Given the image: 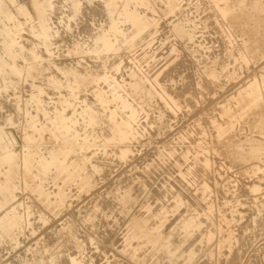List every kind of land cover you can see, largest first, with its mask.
<instances>
[{
  "label": "rangeland",
  "instance_id": "1",
  "mask_svg": "<svg viewBox=\"0 0 264 264\" xmlns=\"http://www.w3.org/2000/svg\"><path fill=\"white\" fill-rule=\"evenodd\" d=\"M2 1H5V0H2ZM7 1H5V3H7ZM23 1L26 3V5H27V3H30V1H28V0L27 1L23 0ZM23 1L22 0H18V1L16 0V2L19 3L18 5H25ZM52 1H54V0H52ZM188 1L189 2H187L184 5L188 6V4H191L188 7L190 10V12H189L190 14L185 13L182 17H180V14H179V16L177 18L176 17L178 15L177 14L174 16L173 15L168 16V18L162 19V21H161V19L156 14L153 13L154 14L153 15L150 12V15H151L150 17L156 16L154 18H157L156 19L157 24H155V26L152 29V31H153L152 36L153 37L149 39L152 41H148L147 43L144 41V42H142V43L140 42L139 44H136V45L133 44L131 47L129 46L130 47V48L128 47L129 51L130 52L133 51V52H131L130 56L132 57L135 54L132 57L133 60L127 59L125 61L123 60V61H120L118 63L117 67L121 66V70L119 73H117V75H115L116 77L111 78L112 80H110L111 82L109 83L110 85L112 84L111 86L108 83H103V82H102L103 85L106 87H103L102 84L99 85V89L102 90V92H105L104 94H105L108 102L111 100V98H110L111 92L113 90L118 89V91H120V94H123V95L126 93V90H127V92H129V94L131 93V95H130L131 98L129 96L130 102L132 100L131 103L134 102L133 103L134 106L138 105L137 108L139 109V111H140L139 114L141 116H137V118H136L137 121H135L134 122L135 124H133V129H132L133 131L132 130L128 131V133H131L130 136L133 135L132 137H130L131 138L130 140H132V145H131L132 147L130 146L131 148L130 147L128 148L127 156L125 158H121L119 147H113V148L108 147L106 150L107 153L104 152V149L102 146H103V144L106 143L107 136L111 135L112 132L110 131V129H108L110 126H108V124L106 123L107 120L105 119V117L107 115V111L106 110L103 111L104 109L102 108V106L100 107V105L95 102V100L93 99L94 98L93 94L90 93V91H88L89 88H91L93 86L92 85V86H88L89 88L86 87L85 88L86 90L84 89L85 92L83 91V92L78 93L75 101H74V98L72 96H70L71 94L63 95L65 99L62 97L60 100L62 102H63L62 99L65 100L64 102L72 101L78 105L77 106L78 110L76 109L74 112H72L73 109L70 108V111H69V109H67L65 114H67L68 116L69 115L73 116V117L75 116V118L77 117L76 119H77V121L78 120L79 121L77 122L78 124L74 126L75 127L74 129H76L78 131L81 128L80 131L82 133L80 131H78L80 134L77 133L75 135V134H73V129H72L71 130L72 132L70 131L71 133L69 132L68 133L69 135H67L66 137L69 136L68 137L69 139L72 138V139H70V141L72 143H74L73 140L76 142V140H78L81 137V135L83 136L84 134H86L88 132L87 134L92 135V136H90V139H91L90 141L92 143H94L95 147H97V148L93 147L90 150H87V152H89V154H91L92 156L91 155L88 156L89 154L86 151L82 152L83 155H79V154H81V152L80 151L77 152V150L74 151L77 153H74V152L68 153L67 158H66L67 162H65V163L68 164V162H69L68 165H70V163L75 162V165L77 164L76 167L72 168L71 172L70 171L68 172V174L62 172L61 169L59 168V166L53 168L52 169L53 171L51 170L49 177L52 174H54V175H52L53 177H51V178L48 177L49 179L43 183L44 189L47 192L51 193L52 197H54L53 195L58 193V190L63 189L62 191H64L63 192L64 193V198H63L64 201L61 200V202L58 203L59 205L57 204L54 207L53 212L50 211L43 203L38 201L36 196L33 193L27 192V190L24 191L25 189H24V187H22V185H20L21 188H18L19 185H17V187L15 186V188H14V186L10 187V184L8 185L6 183V180H5L6 179L5 174L7 173V166L0 165V172H1L0 173V182L5 181L2 183L3 184L5 183L4 185L9 186L11 189V196L10 195L5 196L6 199L4 198V196L0 195V198H1L0 200H2L1 201L2 203L0 206V208H1L0 209V215H1V213L3 214L5 212L10 211L11 209H17L18 215L19 216L21 215V217H23V218H21L22 221L20 220V221H18L17 224H14L12 226L13 227L12 231L16 234V235H14L15 237H13V242H11V244L9 242L8 243L6 242L7 245H6V243L4 244V243L0 242V264H21V263H29V264L31 263L32 264V262L34 264H36L37 261H38V264H44V263L45 264H71L69 259H70V257H74V256L77 257L82 262V264H84V263L85 264H143V263L144 264H151V263L152 264H166V263L172 264L173 262L169 263V261H168L169 259L166 258L167 256L158 250V246L155 247V245H149L144 240L140 241V245H139L138 249H134L132 246H127V244H125V241L127 240V238L130 237L133 233H135L134 224H133L134 221H136L137 223H140L141 225H144V227L146 229H150V230H152L158 226L159 231H157L156 236H154V237H156V239L163 240L165 238L171 237L172 242L175 241L174 245L182 244V248H183L182 250L187 254L189 251L194 249V251L196 252V257H195L194 261L191 262L190 264H228V263L229 264H231V263L232 264H264V116H263L264 115V109L262 110V108H261V110H262L261 111L258 108L254 107V109L251 108V110H249L244 105L245 104L244 101L240 102L239 106L236 105V102H237L236 100L240 99L241 95L243 96L244 92L247 91L249 86L252 83H254L255 80L261 81L262 78L264 80V58H261L264 55L262 54L258 58L252 57L250 60V62L252 61V63L249 62L247 64L249 66H247L246 64H243V62L240 60L238 61L239 62V64H238L237 60H234V58L236 59L239 55V52H241L242 49H243L242 51H244V49H245V48H243L244 45L240 41L241 38L235 37L234 39H232L230 44L224 46V48L227 46L226 49L221 47V45L219 43L214 44L215 43L214 39L216 38V35H213V34L208 35L206 33V31L204 32V30H202L203 27L201 28V25L198 22L199 21L198 18H200V17H198V15L195 14L194 10L193 11L191 10V9H195V5H196V8L199 7L200 3H201L200 7L204 8L206 6L205 9L208 8V5L205 3L206 1L205 0H202V1L201 0L200 1L199 0H197V1L196 0H194V1L188 0ZM203 1H205V2H203ZM196 2H198L199 5H197L198 3H196ZM192 3H193V5L194 4L195 5L193 6ZM203 3H205L206 5ZM154 5H155L154 7L156 8L157 5L156 4H154ZM56 6L57 7H55V8H58V5H56ZM191 6H193L194 8L192 7L190 9ZM12 7L13 6H11L10 8L12 10V13L15 15L14 17L18 18V19H15V21L17 20L16 22L14 21L16 23V25H18V23L20 22L19 20L23 19L20 22V23L23 22L22 23L23 26L19 28V34L17 35V37L18 36H20V37L18 38V40H20L19 42L24 41L23 43L26 42L25 45L27 44L29 46L32 44V42H34L33 41L34 38L30 34V31H29L30 29L28 30L30 22L24 23L26 21L25 20L26 18L20 16L21 14H19L17 12V10L14 7L13 8ZM201 9L199 8V11L202 12L203 14H205V12L210 11V10L207 11V9L206 10L202 9L203 10L202 11ZM99 10L100 9L96 10L94 12L95 15L93 13L92 16L90 17L91 21H94L96 23V25H95L94 22L91 23L89 21V23H88L89 30H87V31H88V34L90 33V35L87 34L86 30L84 31L85 28H83V27L86 25H82V24L77 25V26L75 25L76 28H74V27L72 28V29H74L73 31L75 32V35H74L73 31H71L72 29L70 30L71 33H70V31L65 32L66 35L65 36L63 35L64 38L62 37V39H58V41L60 40L59 42L56 41L57 45L62 43V46L60 45V47L59 46L57 47V45L54 44L55 49H54V47H50L51 51H53V49H54V51L51 54L53 57H50V59H49V55H47L48 58L45 57L44 60L45 61H48V60L52 61L55 59V56H56V60H54V61L55 62L58 61L57 62L58 65L60 64L61 69H63L64 67H66L68 64L71 63L70 62L71 60L69 57L70 54L68 53L69 49H68V46L66 47V45H69V44L71 45L75 41H76L75 43L80 45L81 48L84 47V48L90 49V50H92V49L94 50V48H96L94 50V52H97V50H98L97 53H94L93 51H91V52H93L92 53L93 56H94V54H100V56H102L101 54H103V53L100 52V51H102L99 49L100 46L98 45L99 46L98 47L97 45L93 44L94 41H92V39H93L92 37L94 35L98 34L99 32H101L100 30L105 29V27L107 28L109 18L106 16V14L102 15L103 8H102V12H97ZM66 12H68V10L63 9V13H66ZM246 12H248V10ZM98 13H100V15H98ZM186 14H188V16H185ZM93 16L94 17L96 16L95 20H94ZM100 16L102 19L100 18ZM194 16H195V18H193ZM196 16H197V18H196ZM202 16H204V15H202ZM1 17H0V19H3V17L2 18ZM105 17H107V18H105ZM189 17H190V19H189ZM182 18H185V19H182ZM186 18H188L189 20ZM196 19H198V20H196ZM54 20H53V22H55L56 25L55 24H53V25H54V27L57 28L58 20H56V18ZM102 20L103 21L105 20L107 22L106 25L104 24L105 22H103ZM167 20H168L169 24L165 23V22H167ZM184 20H186V21L188 20L187 23ZM163 21H165V22H163ZM14 22H13V25H14ZM101 22H103V24L105 25L104 27H103V24ZM172 22H174V23H172ZM28 23H29V25H28ZM176 23H180L182 25H185L187 27V29H189V30L193 29V32L194 33L196 32V35H195L193 42L186 41V37H182V38L174 37V35L170 32L169 28L173 24H176ZM195 23L199 24L200 26L197 24L194 25ZM9 25H11V28L14 27L12 25V23H9ZM94 25H95V27H93ZM78 26L79 27L82 26V30L85 32V33H83L84 35L81 34V28H79ZM190 26H192V27L189 28ZM194 26H196V27L194 28ZM98 27L99 28L102 27V28L100 30H97ZM156 27H158V28H156ZM93 28H94V30H93ZM78 29H80V30H78ZM166 29H169V30H166ZM95 30H97L98 33ZM154 31H155V33H154ZM68 32H69V34H68ZM76 32L78 33L77 35H76ZM92 32L95 34H93ZM128 32H129L128 35H130L132 31L131 32L128 31ZM23 33H24V35H23ZM91 34L93 35L92 37H91ZM21 35H23V36H21ZM87 36L89 37L90 40L88 39ZM31 37H32V40L30 41ZM65 37H68V38H65ZM83 37H87L86 40H85V38L83 39ZM170 37H172V38H170ZM206 37H207V39H205ZM0 38H1V36H0ZM25 38H27V39H25ZM28 38H30V39H28ZM73 38H74V41H72ZM208 38L211 40L209 41ZM70 39H71V42H69ZM2 40L3 39H0V48H1ZM83 40L85 43L83 42ZM64 41H65V43H64ZM67 42L69 44H67ZM176 42H181V43H179L180 46L178 44H176ZM86 43L88 46L86 45ZM173 43L176 44L177 46H175ZM183 43H184V45H183ZM235 43L237 44L236 46L234 45ZM81 44H82V46H81ZM92 44H93V46L89 47V45H92ZM185 44H186V46H185ZM187 44L190 47L187 46ZM83 45H85V46H83ZM181 45H183V46H181ZM135 46H137V47L135 48ZM178 46L180 48L182 47L181 51H180V48ZM233 46H235V47H233ZM241 46H242V48H241ZM61 47H63L62 50H61ZM64 47H65V49H64ZM133 47L135 49H132ZM175 47H176V49H175ZM238 47H240V48H238ZM40 48L41 49L39 51L42 50V47H40ZM58 48H59V50H58ZM177 49H178V51H177ZM183 49H184V51H182ZM57 50H58V52H57ZM226 50H228L227 54H226ZM65 51L67 53H64ZM167 51H168V53H166ZM173 51H175V52H173ZM197 51H198V53H197ZM220 51H222V52L220 53ZM59 52L61 54H59ZM184 52L187 53L186 54L187 56L184 55L185 54ZM218 52L224 56H219ZM2 53H1V49H0V57L1 58L4 57L3 59H5L6 58L5 55H3ZM54 53H56V54H54ZM57 53H58V55H57ZM178 54L180 56H178ZM216 54H217V57H216ZM59 55H60V58H58ZM64 55L66 56V58L61 59L64 57ZM225 55H227L226 58H225ZM229 55H231L230 58H229ZM45 56H46V54H45ZM97 56H99V55H97ZM152 56H154V57H152ZM218 56H219V58L222 57V58H220V60L223 62H221L218 59ZM232 57H234V58H232ZM211 58H212V60H214V62L216 60H219L222 63V66L225 68V71H224V68L221 71V66H220V69L218 70V72L220 74L218 73L217 77H215V78L210 77L211 78L210 79L209 76H206V70H208V67H207L208 65L207 66H204V65L209 64L210 63L209 61L211 60ZM66 59H69V62ZM183 59L185 62L186 61H188V62L183 64L184 63V61L182 63ZM5 60H7V58ZM229 60H231V61H229ZM61 61H62V63H61ZM178 61L179 62L181 61L182 65ZM64 62H66L67 65ZM176 62H177V64H176ZM234 62H236L237 64ZM8 63L11 64V62H9V61H8ZM178 63H179V67H182L183 65H186L188 63L187 64L188 67L186 65L185 67L183 66L182 68H184V69H182V68H179L177 66L178 69H176V65H178ZM18 64L20 66L22 65V67H24V68L30 66L29 63L22 64V63H20V61H18ZM124 65L127 67H130L132 65L130 68H128L129 70L131 69V71H129L127 69V67H125V68H123V73L121 74L122 66H124ZM190 65H192V67L193 66L194 67L192 68ZM189 66L191 67L192 70H190ZM230 66H232V67H230ZM244 66H245V68H243ZM132 67H134L133 68L134 71H133ZM235 67L237 70H235ZM171 68H172V70H171ZM173 68H175L174 71H173ZM188 68H189V71L187 70ZM194 68H195V70H194ZM230 68L232 69L231 71H230ZM124 69L128 70L129 74H131L132 71H133L132 73L135 72V74H136V75L134 74L135 78L138 80H136L134 78H132V79L129 78L130 75ZM180 69H182L184 72H182V70H180ZM113 70H111L110 72H112ZM170 70L172 71L173 76L170 74L171 72L169 73ZM178 70H180L181 72H179V73H182V74H179L177 72ZM226 70H228V71H226ZM1 71L5 72L6 70L1 69ZM1 71H0V74H1L0 77L2 79L0 78V82H1L0 83V91H2V93L0 92V94H1L0 98H2V99H0V101H1L0 106L3 104L5 106V109H4V106L2 105L3 108L2 107L1 108L4 109V111L1 110V112H0V121H1L0 122V132L2 131L3 133H6L7 135L12 136L15 140H17L16 141V143L18 144V145L16 144L17 152L22 151V149L24 147V143H25L24 138H23L24 136H26V135L31 136L34 133L35 136H33L34 134L32 136L36 137L35 140L36 141L41 140L39 138V136L37 137L36 132H34L35 129H33V126H36V125L39 126V127L36 126L37 128H40V127H43V125L46 127V126H48V124L51 123L49 125V129L54 134H56V132H59L58 133L59 135L58 134H56V135L58 136L59 140H61L60 134L62 133L63 130L58 131L59 129H56L57 127L55 126V124L52 123L53 119H51L52 116H50V115H52L53 112L52 113L49 112L47 114V116L41 115L40 118L38 117L39 119L37 117H36L37 119H34L35 117L30 116L28 114L27 110L25 109V107H23L24 106L23 105L24 100H22L23 97L26 96V94L24 93L26 91V87L25 86H24L25 88L19 87V85L22 86V84L19 83V85H18L17 80L11 81L10 79H13V78L8 75V71L5 72V74L7 73L6 75H8L7 78H6V76H2L5 74H3V72H1ZM202 72H204V73L202 74ZM124 73L126 75H124ZM161 73H162V75L163 74L164 75L161 76ZM175 73L180 75V77L178 75L175 76L176 75ZM183 73H186V74H183ZM119 74H120V76L118 77ZM224 74H226V75H224ZM121 75H123V77ZM144 75L146 76L145 78L147 80L143 79ZM151 75H152V77H151ZM156 75H159L158 80L161 79L160 83L162 82V80L164 81L165 84L162 82L161 85L163 86V84H164L165 88L162 86L161 87L160 86L159 87L154 86L152 84V82H150V80L153 81V79L156 77ZM182 75L184 76V79L181 80V78H183V77H181ZM191 75H192V77L193 76L194 77L192 78ZM222 75H224V76L222 77ZM124 76H126V77H124ZM160 76L162 78L165 76V78L162 79ZM225 76H227V77H225ZM3 77H5V78H3ZM138 77H141L142 80H140L141 78L139 79ZM148 77L150 80L148 79ZM168 77H170V78H168ZM175 77H177V79ZM186 77H188L187 78L188 81H186L187 80ZM116 78H119L120 80H118ZM124 78H129V79H131V81L134 82V80H135L137 83H139L140 87L136 91V94H135V92H133L129 89L130 87H128L130 84L129 83L130 80H129V82L127 81V79H125V81H124ZM173 78L175 79L176 82L173 80ZM169 79H170V81H169ZM5 80H7V81L5 82ZM117 80L121 81V83L117 82L118 84L116 86V83H113V82H116ZM139 80H140V82H139ZM177 80H179V81H177ZM122 81H123V83H122ZM144 81L145 82L147 81L148 84L146 85V83ZM172 81H174V82L171 83ZM191 81H192V83H190ZM211 81H213V82H211ZM12 82H14V83H12ZM16 82H17V84H15ZM141 82L142 83L144 82V83L142 84ZM11 83L13 85H11ZM124 84H126V85H124ZM189 84H190L191 88H189L190 87ZM213 84H215V85H213ZM107 85H109V87ZM118 85H120V87H122L121 88L122 90L120 88H118L119 87ZM121 85H124V86H121ZM181 85L184 87H182ZM7 86H9V87L7 88ZM14 86H15V89H14ZM168 86H170V87L168 88ZM173 86H175V87L173 88ZM112 87H115L117 89L112 88ZM143 87H148V88L150 87V88L146 89ZM185 87L187 89L189 88L188 89L189 91L187 89H185ZM87 88H88V90H87ZM103 88L106 91H104ZM163 88L168 89V90L172 89L173 90V91L171 90L172 93L174 91H179L178 89H181V90L184 89V92L187 90L186 94H184L185 98L184 99L182 98L181 101L180 100L178 101L179 102L178 105L181 106L180 108H178V109L174 108L171 105H169L168 103H166L167 100L164 101V99H166V98L164 96L165 92H164ZM8 89L10 92L7 91ZM22 89H24V90H22ZM123 89H126V90H123ZM174 89H176V90H174ZM158 90L161 92L159 93ZM137 92H139V93H137ZM143 92H144V95H142ZM148 92L151 94L148 95ZM145 93H147V95ZM153 93H155V95ZM3 94H5V95H3ZM139 95L140 96L141 95L147 96V97L151 96V97L149 99V98L141 96L142 97L141 98V97H138ZM152 95H153V98H155L153 100H152ZM175 95H177L176 92H175ZM195 95H196V98H195ZM236 95H237V97H235ZM7 96H8V98H7ZM87 96H89V97H87ZM162 96H164L163 99H162ZM187 96H188V98H190L189 100H191V101L188 100ZM90 97L92 99L89 100ZM159 97H161V99ZM238 97H240V98H238ZM18 98H19L20 102H19ZM133 98L138 99L139 102L135 101L136 99H133ZM186 98H187V100H185ZM141 99L143 100L142 102H140ZM144 99H146V100H144ZM78 100H79V102H78ZM84 101H86V104L88 102L89 103L88 106H90L92 109L94 108L93 110L96 109L95 111L100 116L101 123L99 126H96L97 128L95 127L93 129V132L97 136L102 135L103 137L102 136L96 137V135L92 134L93 132H92V129H90L88 127L87 119L84 116H82V117L77 116L78 114L81 113V108H82L81 104L83 103L82 105L83 106L85 105ZM18 102L20 104H18ZM94 102H95V104H94ZM163 102H165V103H163ZM228 102L230 103V105ZM135 103H138V104H135ZM148 103H150V104H148ZM233 103H235V104H233ZM57 104H58L57 106H59V107L56 106V109L60 108L58 110H62L61 107L64 103L63 104L61 103V105H60V103H57ZM227 104H228V106H227ZM14 105H16V106H14ZM147 105H150V106H147ZM160 105H162V106H160ZM167 105H169L172 108H170L169 106L167 107ZM232 105L234 106V108ZM79 106H81V107H79ZM118 106H119V108H118ZM144 106H146V107H144ZM106 107H109V108H111V110L113 109L114 112L118 113L117 117H119L118 118L119 120L122 119L124 121H128V117H127L128 114H125V113H127V111L122 109L123 113L121 112L122 105L120 103L110 101V103L106 104ZM222 107L223 108L227 107L229 109L231 108L230 111L234 115H239V114L242 115V117H241L242 121H240L241 120L240 119L237 123H235L233 130L228 131V133L224 132V133L219 134L220 130L224 129L226 126L225 121L221 118V112L220 111L222 110ZM18 108H19V110H22V109L26 110L24 112H23V110L21 111L22 115H24L23 116L24 118H22V115H20L21 113L18 110ZM140 108L142 110L144 109V111L142 112ZM263 108H264V105H263ZM117 109L118 110L120 109V110L118 111ZM145 109H146V111H145ZM97 110H99V112H102V113H99ZM165 110H167L168 112L170 111L169 114L171 116H169V114H167L168 116L166 114L164 116ZM243 110H245V111H243ZM167 111H165V112H167ZM173 111H175V112H173ZM176 111H178V112H176ZM259 111H261V113H262V115H260V113H259V116H261V117H258L257 116L258 114L255 115V113L259 112ZM77 112H79V113H77ZM69 113H71V114H69ZM160 113H161V115H159ZM236 113H238V114H236ZM5 114H7V115H5ZM9 114L11 116L12 115L13 116L10 117ZM18 114L20 115V117L18 116ZM67 115H65V116H67ZM158 115H159V117L161 116V117H164L165 119L160 117V120H159ZM124 116L127 118L124 119ZM8 117H9V120H8ZM30 117H31V119H30ZM139 117H140V119H139ZM41 118H44V119L42 120ZM146 118H147V120H146ZM10 119H12V120H10ZM18 119H19V121H18ZM20 119L22 122L20 121ZM47 119H49L50 123L48 122ZM40 120H42V121H40ZM141 120H142V122H141ZM4 121L8 124H9V122H11V121L12 122H11V124L8 125V124L4 123ZM28 121H29V123H28ZM44 121H46V123H48V124H46V123L44 124ZM102 121H104V123ZM156 121H161V123H163V124L162 125H160L158 123L156 124ZM18 122H19V124H18ZM36 122H37V124H36ZM38 122H39V124H38ZM42 122H43V124H42ZM20 123H21V125H20ZM81 123L83 124V128L81 127L82 125L80 126ZM154 123H155V126H154ZM215 123L219 124L220 126L219 125L216 126ZM22 124H23V127H22ZM28 124H31V125H28ZM51 125H53V126H51ZM106 125H107V128H106ZM136 125H137V127H136ZM50 126L53 129H51ZM213 126H214V128H213ZM215 126H216V128H215ZM76 127H78V128H76ZM135 127H136V129H135ZM138 127H139V129H138ZM1 128H3V129H1ZM103 128H105V130ZM140 130L142 132H140ZM143 130H145V131H143ZM4 131H6V132H4ZM84 131H86V132L84 133ZM187 131L188 132L190 131L191 133L189 132V134H188ZM100 132L105 134V135L101 134ZM193 133H195V134H193ZM222 134H223V136H221ZM138 135L141 136V137H139L140 140L138 138ZM189 135H190V137H189ZM114 136H115V134H113V138L116 137V136L115 137ZM45 137H46V140L48 141V143L52 144V141L51 142L49 141V135H46ZM133 137H134V140H133ZM193 137H194V139H193ZM37 139H39V140H37ZM135 139H137V140H135ZM133 141L134 142L136 141V142L134 143ZM136 145H137V147H136ZM73 147H75V146H73ZM254 148H255V150H253ZM47 150L48 149H46L44 151V157L45 156L47 157L49 154L50 149H49V151H47ZM189 150H190V152H189ZM46 151L48 154L46 153ZM90 151H92V153ZM173 151H174V153L172 154ZM130 152H131V154H130ZM177 152H178V155H177ZM197 152L199 154H197ZM115 153H116V155H115ZM191 153H193V155ZM72 154L73 155L75 154L76 156L75 155L73 156ZM86 154L89 158H87L85 156ZM113 155H115V156H113ZM167 155H169L170 157H168ZM185 155H187L186 159H185ZM196 155H197V157H196ZM69 156H71L72 158ZM190 156L191 157L193 156V157L191 158ZM76 157H78V159ZM81 157L82 158L86 157V158L82 159ZM232 157H235V158H232ZM194 158H195V160H194ZM69 159H72V160H69ZM79 159L84 160L85 162L84 161H81V162L85 163L86 166L84 164H82ZM90 159H91V162H90ZM122 160H124V162ZM188 160L190 161V163L187 162ZM204 160L206 161V163ZM77 161H79L80 163ZM86 162H87V164H86ZM88 162L90 163V165ZM95 163H96V165H95ZM178 164H180V166H178ZM91 165L92 166L93 165L98 166V170L94 171V169L92 168ZM149 165H150V167H149ZM87 166H88V168H87ZM100 167H101V169H100ZM148 167H149V170H147ZM187 168H189V169L191 168L192 170L197 172L196 174L192 175L193 178L192 177L183 178L182 175H179L180 170H184V169L188 170ZM82 169H84V170L82 171ZM88 169L91 171V173ZM99 170H101V171H99ZM75 171L76 172L78 171V174ZM79 172H81L82 174ZM85 173H86V175H85ZM96 173H98V174H96ZM63 174H65V175H63ZM66 174H67V176H66ZM72 174H74V175H72ZM95 174L97 177L95 176ZM87 175H88L89 179L86 178ZM74 176H76V178H77V176H79L80 180H79V177L76 180V178H74ZM91 176H92V179L94 178L93 181L90 178ZM137 176H138V178H137ZM194 176L197 178L194 179ZM72 178H73V180H72ZM81 179L84 182L81 181ZM88 180H89V182H88ZM190 180H192V181H190ZM195 180H196V182H195ZM78 182H80V184H77V186H75L76 183H78ZM81 182H82V184H84L83 186L81 185ZM151 182H153V183H151ZM191 182H192V184H191ZM47 183H48V187L46 186ZM73 183H74V185H73ZM85 183H87V185ZM56 184H57V186H56ZM91 184H95V185H91ZM178 185H180V186H178ZM63 186H65V187H63ZM79 186H82V187L80 188ZM91 186H93V187H91ZM161 186H163V187H161ZM206 186L208 188H206ZM60 187H61V189H60ZM48 188H49V190H48ZM170 188H172L174 192H172V189L170 190ZM17 189L19 191H17ZM127 189H129L130 192H128ZM208 189L210 192L206 191ZM88 190H89V192H87ZM123 191H125V192H123ZM119 192L120 193L123 192V193L120 194ZM170 192H171V194H170ZM15 193H16V195H15ZM68 193H69V196H68ZM168 193H169V195H168ZM127 194H129V196ZM65 195H66V197H69V198H66ZM177 196H180L183 199L184 205L180 206L179 207L180 209L178 208L177 211L176 210L173 211L172 207L175 203V198ZM124 197H126V198H124ZM15 198H17V199H15ZM115 198H116V200H115ZM7 199L11 202H8ZM85 199H87V200H85ZM67 201H69V202H67ZM107 201H108V203H107ZM116 202H118V203H116ZM166 202H167V204H166ZM7 203H8V205H7ZM15 203L17 204V206ZM63 204H64V206H63ZM95 204L97 205V207ZM27 206L30 207V211L28 212L29 213L28 216L25 212V209ZM81 206H82V208H81ZM63 207H65V208H63ZM163 207L167 208L169 213L166 214V217H167L166 221L164 220L162 222V217L160 215L158 217L157 214H159L160 210ZM89 209H91V210H89ZM95 209H97V210H95ZM234 211H236V212H234ZM52 214H54V215H52ZM192 215H199L200 227L190 231V236H188V233H185L181 230L180 224L182 223L183 220L190 218ZM30 220H31V222H30ZM71 222H72V224H71ZM145 223H147V224H145ZM64 226H66V227H64ZM124 228H125V230H124ZM67 229L70 232L75 230V231H73L71 233L69 232V233H70V238L72 239L74 236L76 241L74 239L69 240V237H68L69 233H68ZM76 229H78V230H76ZM63 231H64V233H63ZM65 232L68 235H65ZM228 232L230 234H228ZM208 233H212V239L209 242L205 239V237ZM231 233H232L234 239H233ZM43 235L46 238H44ZM45 235H47V236H45ZM57 238H58V240H57ZM50 239H51V241L52 240L53 241L50 242ZM229 239H230V242H229ZM71 241H73V242L71 243ZM94 242L96 243V245ZM221 242H222V245H221ZM48 243H49V245H48ZM53 243H54V245H53ZM58 243H59V245H58ZM64 243H65V245H64ZM73 243L75 246L73 245ZM78 243H80L81 246H79ZM87 243H88V246H87ZM97 243H98V245H97ZM136 243H137V245L139 244L137 241H135V242H133V245L137 246ZM248 243H249V245H248ZM76 245H77V247H76ZM41 246H42V248H41ZM52 246L55 247L54 250H53ZM66 246H68V248ZM74 247H76L77 249ZM78 247H79V250H78ZM36 248H37V251H36ZM38 248L41 252L38 251ZM49 248H52V249H49ZM60 248H61V250H59ZM236 249H237V251H236ZM51 250H53L52 253L50 252ZM81 250H84V251H81ZM105 250H106V253H105ZM33 251L34 252L36 251L37 254L36 253L35 254L38 255L39 257H37V256L34 257L35 254ZM42 251H43V253H42ZM47 251L51 255H49L47 253ZM143 251H145V252L142 253ZM155 251H157V252H155ZM210 251H212V253ZM240 251H241V253H240ZM32 252H33V254H32ZM234 252H235V254H233ZM58 253H59V255H58ZM225 253H226V255H225ZM54 254H56V255H54ZM187 254H185V256ZM227 254H228V256H227ZM229 254H230V256H229ZM49 256L51 259H47V258H49ZM56 256H58L59 258ZM185 256L181 258L182 260L178 259L174 263L175 264H183L184 263L183 260H185ZM55 257H56V259H55ZM141 257L143 260L141 259ZM237 257H238V259H236ZM112 258L115 260H113ZM30 259H31V261H30ZM61 259H63V260H61ZM234 259H236V260H234ZM41 260H42V262H41ZM43 260H45V261H43ZM109 260H110V262H109ZM52 261L54 263H52ZM117 261H119V262H117ZM148 261H150V262H148Z\"/></svg>",
  "mask_w": 264,
  "mask_h": 264
},
{
  "label": "bare ground",
  "instance_id": "2",
  "mask_svg": "<svg viewBox=\"0 0 264 264\" xmlns=\"http://www.w3.org/2000/svg\"><path fill=\"white\" fill-rule=\"evenodd\" d=\"M5 1H7V0H5ZM5 1H0V15L3 17V19H0V36H1V38L0 39H3L2 40V42H1V53L3 54V55H5V57L7 58V60L9 61V62H11V64L10 63H8V61L7 60H5V59H3V58H1L0 57V71H1V69H3V70H6V71H8V75L10 76V77H12L13 79H10L11 81L13 80H17V82H18V85H19V83H21L22 84V86H20L19 85V87H26V91L24 92L25 94H26V96H24L23 97V99L22 100H24L23 101V107H25V109L27 110V112H28V114L30 115V116H32V117H35L34 119H37L38 117L40 118V116L41 115H46L47 116V114L49 113V112H53V114L52 115H50V116H52V118L51 119H53V121H52V123L53 124H55V126L57 127H55L56 129H59L58 131H61V130H63L62 131V135L60 134V137H61V140H59V138H58V136L56 135V134H58L59 132H56V134H54L50 129H49V125L51 124L50 122H49V119H47L48 120V122L50 123V124H48V123H46V121H44V124L46 123V124H48V126H44L43 125V127H40V128H37V127H39V126H33V129H35L34 130V132H36V134H37V137L39 136V138L41 139L40 141H36L35 140V138L36 137H33V136H35V134L32 136H30V135H26V136H24L23 138H24V141H25V143H24V147H23V149H22V151H20V152H17V150H16V141L17 140H15L12 136H9V135H7L6 133H3L2 131L0 132V165H2V166H7V173L5 174L6 175V183L9 185L10 184V187H13L14 186V188H15V186L17 187V185H19L18 186V188H21L20 187V185H22V187H24V191H26L27 190V192H30V193H33L35 196H36V198H37V200L38 201H40L41 203H43L50 211H54V207L58 204V203H60L61 202V200H63V198H64V191H62V190H58V193H56L55 195H53L54 197H52L51 196V193H49V192H47L45 189H44V186H43V183L44 182H46L49 178H51V177H53L52 175H54V174H52L50 177H49V174H50V172H51V170L53 169V168H55V167H58L59 166V168L61 169V171L62 172H64V173H67L68 174V172L70 171L71 172V170H72V168L73 167H76V165H75V162H72V163H70V165H68L69 164V162H68V164L67 163H65V162H67L66 161V158H67V155H68V153H72V152H74V151H76L77 150V152L78 151H80L81 152V154H79V155H83L82 154V152L84 151H86L87 152V150H90L91 148H93V147H95V145H94V143H92L90 140V136H92V135H90V134H84L83 136L81 135V137L78 139V140H76V142L73 140V142L74 143H72L71 141H70V139H72V138H68V137H66L67 135H69L68 133L73 129V134H77V133H79L78 131H80L81 130V128H80V130H76V129H74L75 127V125H77L78 123V121H77V117L75 118V116L73 117V116H68L67 114H65V112H66V110L67 109H69V111H70V108H72L73 109V111L72 112H74L76 109H77V104L75 103V102H72V101H67V102H64L65 100V98H64V96L63 95H65V94H71L70 96H72L73 98H74V101H75V99H76V96H77V94L78 93H80V92H83L84 91V89L86 88V87H88V86H92L91 88H89V90H88V88H87V90L88 91H90V93H92L93 94V96H94V100H95V102L97 103V104H99L100 105V107L102 106V108L104 109L103 111H107V115H106V117H105V119L107 120V124H108V126H110L108 129H110V131L113 133V134H115V138H113V134L111 133V135H109V136H107V141H106V143L105 144H103V149H104V152H106V150H107V148L108 147H119V149H120V156H121V158H125L126 156H127V150H128V148L132 145V140H130L131 138L130 137H132V136H130L131 135V133H128V131L129 130H132L133 129V124H135L134 122L135 121H137L136 120V118H137V116H141L140 114H139V109L137 108V106H134L133 105V103H131L132 102V100H131V102H130V99H129V96L131 95V93L129 94V92H127V88L128 87H130L129 89L131 90V91H133V92H135V94H136V91L139 89V87H140V85H139V83H137L134 79H136L135 78V72L134 73H132L133 71H134V67H132V69H133V71L131 72V74H129V72H128V68H130V67H127V66H122V72H121V74L123 73V68H125V67H127V69L128 70H126V69H124V70H126L127 72H128V74L130 75V77L129 78H134L133 80H134V82L133 81H131V79H129V78H124V81H125V79H127V81L129 82V80H130V84H129V86L126 88V89H123V90H126V93L123 95V94H120V91H118V89L117 88H115V87H112V88H115V89H117V90H113L112 92H111V96H110V98H111V100L110 101H113V102H117V103H120L121 105H122V108H121V112H122V109H124V110H126L127 111V113H125V114H128V121H124V120H119L118 118L119 117H117V114L118 113H116V112H114L113 111V109L111 110V108H109V107H106V104L107 103H110V101L108 102L107 101V99H106V96H105V92H102V90H100L99 89V85L100 84H102L103 85V83H110L111 81L110 80H112L111 78L112 77H116L115 75H117V73H119L120 72V70H121V66H118L117 67V65H118V63L120 62V61H125V60H129V59H132V57L135 55H133L132 57L130 56V54H131V52H133V51H129V48L134 44V45H136V44H139L140 42L142 43V42H148V41H152V40H149L150 38H152L153 36H152V34H153V31H152V29H153V27L155 26V24H157L156 23V19L157 18H154V17H156V16H152V17H150L151 15H150V12L153 14H156L160 19H161V21H162V19H165V18H168V16H174V15H177L176 17L178 18V16H179V14H180V17H182L185 13H189L190 12V10H189V5H191V4H188V6H185L184 4H186L187 2H189L188 0L186 1V0H54V1H52V0H28V1H30V3H27V5H26V3L24 2V4L25 5H18L19 3L18 2H16V0H8L7 1V3H5ZM18 1V0H17ZM27 1V0H26ZM192 1V0H191ZM194 1V0H193ZM197 1V0H196ZM200 1V0H199ZM202 1V0H201ZM206 1V2H205ZM205 1H203V2H205L207 5H208V8H206L207 9V11L208 10H210L209 12H205V14H203L202 12H200L199 11V8L201 9L202 7H200V5H201V3H200V5H199V3L198 2H196V3H198L197 5H199V7H197L196 8V5H195V9H191L194 5H193V3H192V5L193 6H191L190 7V9L193 11L194 10V12H195V14H197L198 15V17H200V18H198L199 19V24L201 25V28L203 27V29L202 30H204V32L206 31V33L208 34V35H211V34H213V35H216V38L214 39L215 40V43L214 44H216V43H219L220 45H221V47H223L224 48V46L225 45H228V44H230L231 43V40L232 39H234L235 37L236 38H241L240 39V41L242 42V44L244 45V47L243 48H245L244 49V51H242L241 50V52H239V55H238V57L235 59L234 57H232V58H234V60H237V62L240 60V61H242L243 62V64H248L249 62H250V60H251V58L253 57H260L262 54L264 55V0H205ZM205 3H203V4H205ZM22 4V3H21ZM154 4H156L157 5V7L155 8L154 6ZM205 4V5H206ZM10 5V6H9ZM56 5H58V8H55V7H57ZM204 5V6H205ZM11 6H13L16 10H17V12L19 13V14H21L20 16H22V17H24V18H26L24 21V23H26V22H30V25H29V23H28V25H29V28H28V30L30 31V34L33 36V38H34V42H32V44L31 45H25V43H23V42H19L20 40H18V38L20 37V36H18L17 37V35L19 34V28L20 27H22L23 26V22L22 23H20L22 20H19L20 22V24L18 23V25H16V21H15V19H18L17 17H14L15 15L12 13V10H11ZM12 7V8H13ZM206 7V6H205ZM205 7L204 8H202V9H205ZM102 8H103V13H102V15H105L106 14V16L109 18V22H108V25H107V28L105 27V29H103V30H100L102 27H98V29L97 30H100L101 32H99L98 33V31L97 30H95V31H97V33L98 34H96V35H92L91 34V37L93 38H91L92 39V41H94L93 42V44H95V45H99L100 46V50H102V51H100L101 53H103V54H101L102 56H100V54H94V56H93V52H94V50L96 49V48H94V50L92 49V50H90V49H86V48H81L80 47V45H78V44H76L75 42V44L74 43H72L71 45L67 42V44H69V45H66V47L68 46V53L70 54V64H66V62L68 61L69 62V59H66L67 61L66 62H64L67 66L66 67H64L63 69H61V67H60V64L58 65V61L57 62H55L54 60H56V56H55V59L54 60H52V61H45L44 59H45V57L46 58H48V56L47 55H49V59H50V57H53L51 54H52V52L54 51V49H55V47H54V44H56L57 42H59L58 41V39H62V37H63V35L65 36L66 34H65V32H67V31H70L73 27L74 28H76V26L77 25H80V24H82V25H86V26H84L83 28H85L84 29V31L86 30V32H87V34H88V31L87 30H89V27H88V23H89V21L91 22V23H93L94 21H91V16H92V14L96 11V10H98V9H100L99 11H97V12H102ZM194 8V7H193ZM63 9H67L68 10V12H66V13H63ZM201 9V10H202ZM205 9V10H206ZM248 10V12H246ZM62 11V12H61ZM203 11V10H202ZM16 14V13H15ZM50 14V15H49ZM97 14V13H96ZM153 14V15H154ZM190 14V13H189ZM194 14V15H195ZM94 15H95V13H94ZM98 15H100V13H98ZM202 15H204V16H202ZM0 16V17H1ZM17 16V15H16ZM19 16V17H20ZM97 16V15H96ZM95 16V17H96ZM185 16H188V14H186ZM184 16V17H185ZM202 16V17H201ZM1 17V18H2ZM94 16H93V18H94V20L96 19ZM107 17H105V18H107ZM56 18V20H58V26H57V28L56 27H54V25L53 24H55V22H53V20ZM100 18H101V16H100ZM104 18V19H105ZM158 18V19H159ZM193 18H195V16L193 17ZM196 18H197V16H196ZM21 19V18H20ZM102 19V18H101ZM182 19H185V18H182ZM181 19V20H182ZM186 19H188V18H186ZM189 19H190V17H189ZM188 19V20H189ZM198 19H196V20H198ZM28 20V21H27ZM106 20V19H105ZM103 21V22H105L104 24L106 25V21ZM180 20V19H179ZM187 20V21H188ZM194 20V19H193ZM15 21V22H14ZM55 21V20H54ZM98 21V20H97ZM170 21V20H169ZM177 21V20H176ZM186 23H187V21L186 20H184ZM13 22H14V25H13ZM57 22V21H56ZM100 22V21H99ZM103 22H101L102 24H103ZM159 22V21H158ZM163 22H165V21H163ZM167 22H168V20H167ZM167 22H165L166 24H169V22L167 23ZM183 22V21H182ZM191 22V21H190ZM9 23H12V25L14 26L13 28H11V25H9ZM95 23V22H94ZM172 23H174V22H172ZM192 23V22H191ZM103 24V27L105 26ZM197 23H195L194 25H196ZM199 24H197V25H199ZM26 25V24H25ZM56 25V24H55ZM76 25V26H75ZM91 25V24H90ZM89 25V26H90ZM95 25H96V23H95ZM95 25L93 26V27H95ZM199 25V26H200ZM27 26V25H26ZM163 26V25H162ZM79 27V26H78ZM192 26H190L189 28H191ZM196 26H194V28H195ZM79 28H81V34L82 35H84L83 33H85L83 30H82V26L81 27H79ZM92 28V27H91ZM156 28H158V27H156ZM166 28V27H165ZM170 32L174 35V37H179V38H182V37H186V41H189V42H193L194 41V38H195V35H196V32L194 33L193 32V29L192 30H189V29H187V27L185 26V25H182V24H180V23H176V24H173L170 28ZM169 29H166V30H169ZM74 29H72L71 31H73ZM78 30H80V29H78ZM93 30H94V28H93ZM165 30V31H166ZM71 31H70V33H71ZM92 31V30H91ZM90 31V32H91ZM128 31H132L131 32V34L130 35H128ZM78 32V31H77ZM76 32V35L79 33H77ZM94 32V31H93ZM92 32V33H93ZM152 32V33H151ZM169 32V31H168ZM73 33H74V35H75V32L73 31ZM154 33H155V31H154ZM167 33V32H166ZM170 33V34H171ZM205 33V34H206ZM68 34H69V32H68ZM80 34V35H81ZM93 34H95V33H93ZM164 34V33H163ZM169 34V33H168ZM167 34V35H168ZM23 35H24V33H23ZM23 35H21V36H23ZM88 35H90V33L88 34ZM212 35V36H213ZM28 36V35H27ZM79 36V35H78ZM155 36V35H154ZM172 36V35H171ZM225 36V37H224ZM3 37V38H2ZM26 37V36H25ZM70 37V36H69ZM76 37V36H75ZM88 37V36H87ZM87 37H83V39L85 38V40H86V38ZM173 37V36H172ZM172 37H170V38H172ZM210 37V36H209ZM64 38V37H63ZM65 38H68V37H65ZM78 38V37H77ZM76 38V39H77ZM155 38V37H154ZM153 38V39H154ZM25 39H27V38H25ZM28 39H30V38H28ZM75 39V40H76ZM88 39H89V37H88ZM166 39V38H165ZM174 39V38H173ZM185 39V38H184ZM205 39H207V37L205 38ZM209 39V38H208ZM32 40V37H31V39H30V41ZM78 40V39H77ZM90 40V39H89ZM162 40V39H161ZM176 40V39H175ZM211 39H209V41H210ZM26 41V40H25ZM28 41V40H27ZM57 41V42H56ZM67 41V40H66ZM72 41H74V38L72 39ZM79 41V40H78ZM166 41V40H165ZM173 41V40H172ZM185 41V42H186ZM213 41V40H212ZM235 41V40H234ZM233 41V42H234ZM29 42V41H28ZM62 42V41H61ZM69 42H71V39H70V41ZM81 42V41H80ZM83 42H84V40H83ZM91 42V41H90ZM184 42V43H185ZM214 42V41H213ZM64 43H65V41H64ZM63 43V44H64ZM85 43V42H84ZM83 43V44H84ZM89 43V42H88ZM92 43V42H91ZM179 43H181V42H176V44H178L179 45ZM184 43H183V45H184ZM187 43V42H186ZM238 43V42H237ZM93 44L92 45H89V47L91 46H93ZM144 44V43H143ZM142 44V45H143ZM174 44V43H173ZM176 44H174L175 46H177ZM233 44V43H232ZM231 44V45H232ZM57 45V44H56ZM55 45V46H56ZM60 45L62 46V43L61 44H59V45H57V47L59 46L60 47ZM86 45H87V43H86ZM94 45V46H95ZM183 45H181V46H183ZM235 46L237 45L236 43L234 44ZM239 45V44H238ZM241 45V44H240ZM242 45V46H243ZM64 46V45H63ZM81 46H82V44H81ZM83 46H85V45H83ZM88 46V45H87ZM98 46V47H99ZM130 46V47H129ZM180 46V45H179ZM178 46V47H179ZM185 46H186V44H185ZM187 46H189L188 44H187ZM235 46H233V47H235ZM242 46H241V48H242ZM40 47H42V50L41 51H39L41 48ZM50 47H54V49H53V51H51V48ZM56 47V48H57ZM88 47V48H89ZM129 47V48H128ZM137 46H135V48H136ZM139 47V46H138ZM146 47V46H145ZM190 47V46H189ZM188 47V48H189ZM206 47V46H205ZM229 47V46H228ZM62 48L63 47H61V50H62ZM134 47L132 48V49H135ZM180 48V47H179ZM187 48V47H186ZM212 48V47H211ZM214 48V47H213ZM227 48V46L224 48V49H226ZM238 48H240V47H238ZM64 49H65V47H64ZM98 49V48H97ZM175 49H176V47H175ZM181 49H182V47L180 48V51H181ZM190 49V48H189ZM233 49V48H232ZM58 50H59V48H58ZM58 50H57V52H58ZM152 50V49H151ZM167 50V49H166ZM187 50V49H186ZM237 50V49H236ZM240 50V49H239ZM246 50V51H245ZM91 51H93V52H91ZM177 51H178V49H177ZM176 51V52H177ZM182 51H184V49L182 50ZM192 51V50H191ZM196 51V50H195ZM219 51V50H218ZM227 51L228 50H226V54H227ZM231 51V50H230ZM238 51V50H237ZM61 52V51H60ZM59 52V54H61ZM97 52H98V50H97ZM97 52H94V53H97ZM135 52V51H134ZM151 52V51H150ZM173 52H175V51H173ZM216 52V51H215ZM214 52V53H215ZM222 51H220V53H221ZM233 52V51H232ZM236 52V51H235ZM234 52V53H235ZM63 53V52H62ZM64 53H67L66 51L64 52ZM63 53V54H64ZM166 53H168V51L166 52ZM185 53V52H184ZM183 53V54H184ZM197 53H198V51H197ZM217 53V52H216ZM219 53V52H218ZM219 53V56H224V55H221ZM237 53V52H236ZM45 54H46V56H45ZM54 54H56V53H54ZM62 54V55H63ZM92 54V55H91ZM155 54V53H154ZM187 53H185L184 55L185 56H187L186 55ZM2 55V56H3ZM57 55H58V53H57ZM96 55V56H95ZM97 55H99V56H97ZM139 56V55H138ZM159 56V55H158ZM178 56H180L179 54H178ZM190 56V55H189ZM208 56V55H207ZM219 56H218V59L220 60V58H222V57H220L219 58ZM234 56V55H233ZM237 56V55H236ZM63 57V56H62ZM68 57V56H67ZM152 57H154V56H152ZM216 57H217V54H216ZM227 57V55H225V58ZM231 57V55H229V58ZM58 58H60V55H59V57ZM64 58H66V56L64 55V57L63 58H61V59H64ZM138 58V57H137ZM146 58V57H145ZM187 58V57H186ZM224 58V59H225ZM261 58H264V56L263 57H261ZM60 59V60H61ZM189 59V58H188ZM216 59V58H215ZM58 60V59H57ZM59 60V61H60ZM133 60V59H132ZM140 60V59H139ZM186 60V59H185ZM219 60H216L215 62H214V60H212V58H211V60L209 61L210 63L209 64H206V65H204V66H207L208 67V70H206V76H209V78L210 77H212V78H215V77H217L218 76V70L220 69V66H221V71L223 70V66H222V63L221 62H223V61H219ZM223 60V59H222ZM226 60V59H225ZM224 60V61H225ZM18 61H20V63H22V64H26V63H29V65L30 66H28V67H22V65L20 66L19 64H18ZM63 61V60H62ZM62 61H61V63H62ZM65 61V60H64ZM142 61V60H141ZM170 61V60H169ZM183 61H184V59L182 60V63H183ZM228 61V60H227ZM229 61H231V60H229ZM134 62V61H133ZM179 62V61H178ZM186 62H188V61H186ZM185 61H184V63L183 64H185L186 63ZM139 63V62H138ZM181 65H182V63H181V61L179 62ZM179 63H178V65H176V69H178V67H179ZM234 63H236V62H234ZM250 63H252V61L250 62ZM123 64V63H122ZM128 64V63H127ZM137 64V63H136ZM151 64V63H150ZM176 64H177V62H176ZM188 64V63H187ZM186 64V65H187ZM203 64V63H202ZM233 64V63H232ZM237 64V63H236ZM238 64H239V62H238ZM64 65V64H63ZM135 65V64H134ZM138 65V64H137ZM180 65V66H181ZM186 65H183L184 67L186 66ZM230 65V64H229ZM228 65V66H229ZM241 65V64H240ZM24 66V65H23ZM178 66V67H177ZM182 66V67H183ZM191 67H192V65H190ZM189 66V67H190ZM243 66V65H242ZM241 66V67H242ZM247 66H249V65H247ZM60 67V68H59ZM141 67V66H140ZM182 67H179V68H182ZM187 67H188V65H187ZM191 67H190V70H192L191 69ZM194 67V66H193ZM192 67V68H193ZM197 67V66H196ZM230 67H232V66H230ZM240 67V66H239ZM8 68V69H7ZM243 68H245V66L243 67ZM251 68V67H250ZM114 69V70H113ZM150 69V68H149ZM174 69L175 68H173V71H174ZM182 69H184V68H182ZM182 69H180V70H182ZM186 69V68H185ZM111 70H113L112 72H110ZM140 70V69H139ZM171 70H172V68H171ZM169 71V73L173 76V73H172V71ZM180 70H178L177 72L179 73V72H181ZM188 71H189V68L187 69ZM194 70H195V68H194ZM202 70V69H201ZM232 69L230 68V71H231ZM235 70H237L236 69V67H235ZM5 71V72H6ZM129 71H131V69L129 70ZM136 71V70H135ZM142 71V70H141ZM140 71V72H141ZM151 71V70H150ZM186 71V70H185ZM208 71V72H207ZM224 71H225V68H224ZM226 71H228V70H226ZM262 71V70H261ZM1 72H3V71H1ZM5 72H3V74H5ZM126 72V73H127ZM159 72V71H158ZM165 72V71H164ZM163 72V73H164ZM182 72H184L183 70H182ZM201 72V71H200ZM139 73V72H138ZM137 73V74H138ZM155 73V72H154ZM166 73V72H165ZM164 73V74H165ZM196 73V72H195ZM204 72H202V74H203ZM225 73V72H224ZM7 74V73H6ZM2 75V76H6V78H7V76L8 75ZM127 74V75H128ZM135 74V75H134ZM141 74V73H140ZM144 74V73H143ZM163 74V75H164ZM176 74V73H175ZM174 74V75H175ZM179 74H182V73H179ZM183 74H186V73H183ZM220 74V73H219ZM222 74V73H221ZM258 74V73H257ZM1 75V74H0ZM124 75H126L125 73H124ZM162 75V73H161V76H163ZM170 75V76H171ZM178 74H176L175 76H177ZM190 75V74H189ZM224 75H226V74H224ZM224 75H222V77L224 76ZM120 76V74L118 75V77ZM122 77H123V75H121ZM149 76V75H148ZM155 76V75H154ZM159 75H156V77L153 79V81L152 80H150L149 79V77H148V79L150 80V82H152V84L154 85V86H162L161 85V83L163 82L164 83V81L162 80V82L160 83V80H158V77ZM160 76V77H161ZM169 76V75H168ZM171 76V77H172ZM179 77H180V75H178ZM124 77H126V76H124ZM142 77V76H141ZM141 77H138L139 79L141 78ZM146 76L144 75V78L143 79H145V80H147L146 78H145ZM151 77H152V75H151ZM181 77H183V78H181V80L182 79H184V76L182 75ZM191 77H192V75H191ZM194 77V76H193ZM192 77V78H193ZM225 77H227V76H225ZM1 78V77H0ZM3 78H5V77H3ZM142 78L140 79V80H142ZM162 78V77H161ZM163 78H165V76L163 77ZM162 78V79H163ZM168 78H170V77H168ZM176 79H177V77H175ZM188 77H186V79H187ZM220 78V77H219ZM218 78V79H219ZM2 79V78H1ZM116 79H118V80H120L119 78H116ZM123 79V78H122ZM191 79V78H190ZM211 79V78H210ZM4 80V79H3ZM116 81V82H113V83H116V86H117V82H119V83H121V81ZM136 80H138V79H136ZM140 80H139V82H140ZM168 80V79H167ZM173 80L175 81V79L173 78ZM221 80V79H220ZM7 80H5V82H6ZM9 81V80H8ZM169 81H170V79H169ZM174 81H172L171 83H173ZM177 81H179V80H177ZM186 81H188V79L186 80ZM209 81V80H208ZM214 81V80H213ZM213 81H211V82H213ZM217 81V80H216ZM215 81V82H216ZM259 81V80H258ZM254 81V83H252L250 86H249V88L247 89V91H245L244 92V94H243V96L241 95V98L240 97H238V98H240V99H237L236 101V105H238L239 106V104H240V102H245V106L249 109V110H251V108H253L254 109V107L255 108H258L259 110H261V108H262V110L264 109L263 108V105H264V80H263V78L261 79V81ZM10 82V81H9ZM17 82L15 83V84H17ZM103 82V83H102ZM145 82V81H144ZM143 82V83H144ZM166 82V81H165ZM176 82V81H175ZM218 82V81H217ZM222 82V81H221ZM253 82V81H252ZM1 83V82H0ZM4 83V82H3ZM12 83H14V82H12ZM11 83V85H13ZM122 83H123V81H122ZM125 83V82H124ZM142 83V82H141ZM142 83V84H143ZM146 83V85L148 84L147 83V81L145 82ZM170 83V82H169ZM186 83V82H185ZM190 83H192V81L190 82ZM194 83V82H193ZM198 83V82H197ZM14 84V85H15ZM127 84V83H126ZM126 84H124V85H126ZM165 84V83H164ZM164 84H163V86L162 87H164ZM168 84V83H167ZM166 84V85H167ZM184 84V83H183ZM188 84V83H187ZM211 84V83H210ZM209 84V85H210ZM217 84V83H216ZM110 85V84H109ZM109 85H107L108 87H109ZM112 85V84H111ZM110 85V86H111ZM124 85H121V86H124ZM152 85V86H153ZM176 85V84H175ZM180 85V84H179ZM194 85V84H193ZM213 85H215V84H213ZM119 87L118 88H122V87H120V85H118ZM143 86V85H142ZM141 86V87H142ZM182 86V85H181ZM186 86V85H185ZM188 86V85H187ZM189 86H190V84H189ZM211 86V85H210ZM5 87V86H4ZM9 86H7V88H8ZM11 87V86H10ZM24 87V88H25ZM103 87H106V86H104L103 85ZM126 87V86H125ZM170 86H168V88H169ZM175 86H173V88H174ZM182 87H184V86H182ZM6 88V89H7ZM18 88V87H17ZM16 88V89H17ZM124 88V87H123ZM143 88H146V89H149L148 87H143ZM154 88V87H153ZM157 88V87H156ZM165 88V87H164ZM163 88V89H164ZM167 88V87H166ZM189 88H191V86L189 87ZM188 88V89H189ZM194 88V87H193ZM213 88V87H212ZM10 89V88H9ZM9 89L7 90V91H9ZM14 89H15V86H14ZM20 89V88H19ZM141 89V88H140ZM162 89V88H161ZM160 89V90H161ZM185 89H187L186 87H185ZM187 89V90H188ZM211 89V88H210ZM4 90V89H3ZM22 90H24V89H22ZM86 90V89H85ZM103 90H104V88H103ZM122 90V89H121ZM144 90V89H143ZM172 90V89H171ZM171 90H168V89H164V96H165V98L166 99H164V101H166L167 100V102L166 103H168L169 105H171L172 107H174V108H180L181 106H179L178 104H179V100L181 101L182 100V98L184 99L185 98V96H184V94H186V92H187V90L184 92V89L183 90H181V89H178L179 91H174L173 93L171 92ZM174 90H176V89H174ZM191 90V89H190ZM214 90V89H213ZM218 90V89H217ZM6 91V90H5ZM17 91V90H16ZM15 91V92H16ZM104 91H106V90H104ZM155 91V90H154ZM159 91V90H158ZM173 91V90H172ZM189 91V90H188ZM1 93H2V91H0ZM4 92V91H3ZM10 92V91H9ZM18 92V91H17ZM20 92V91H19ZM85 92V91H84ZM108 92V91H107ZM110 92V91H109ZM125 92V91H124ZM123 92V93H124ZM145 92V91H144ZM144 92H143V94L142 95H144ZM150 92V91H149ZM148 92V95L149 94H151V93H149ZM161 91H159V93H160ZM175 92L177 93V95H175ZM7 93V92H6ZM23 93V94H24ZM88 93V92H87ZM137 93H139V92H137ZM142 93V92H141ZM140 93V94H141ZM17 94V93H16ZM82 94V93H81ZM86 94V93H85ZM107 94V93H106ZM110 94V93H109ZM133 94V93H132ZM134 94V95H135ZM146 95H147V93H145ZM154 95H155V93H153ZM163 94V93H162ZM1 95V94H0ZM3 95H5V94H3ZM141 95V96H142ZM159 95V94H158ZM191 95V94H190ZM193 95V94H192ZM220 95V94H219ZM140 95L138 96V97H141ZM161 96V95H160ZM164 96H162V99H163V97ZM3 97V96H2ZM64 98V99H62L63 100V102L62 101H60L61 100V98ZM85 97V96H84ZM87 97H89V96H87ZM86 97V98H87ZM137 97V96H136ZM142 97H146V98H149L150 99V97L151 96H142ZM141 97V98H142ZM155 97V96H154ZM157 97V96H156ZM190 97V96H189ZM235 97H237V95L235 96ZM7 98H8V96H7ZM79 98V97H78ZM130 98H131V96H130ZM158 98V97H157ZM160 99H161V97H159ZM187 98H188V96H187ZM187 98L185 99V100H187ZM195 98H196V95H195ZM194 98V99H195ZM0 99H2V98H0ZM14 99V98H13ZM90 99H92L91 97L89 98V100ZM133 99H136V98H133ZM153 99H155V98H153V95H152V100ZM159 99V100H160ZM190 98H188V100H189ZM18 100H19V98H18ZM86 100V99H85ZM144 100H146V99H144ZM8 101V100H7ZM88 101V100H87ZM135 101H138L139 102V100L138 99H136ZM143 100L141 99V101L140 102H142ZM150 101V100H149ZM157 101V100H156ZM162 101V100H161ZM189 101H191V100H189ZM231 101V100H230ZM234 101V100H233ZM5 102V101H4ZM17 102V101H16ZM19 102H20V100H19ZM18 102V104H20ZM77 102V101H76ZM78 102H79V100H78ZM95 102H94V104H95ZM151 102V101H150ZM154 102V101H153ZM159 102V101H158ZM197 102V101H196ZM0 103H1V101H0ZM6 103V102H5ZM22 103V102H21ZM57 103H60V105H61V103L63 104L62 105V107H61V109L62 110H58V109H60V108H57L56 109V106L58 105ZM145 103V102H144ZM147 103V102H146ZM161 103V102H160ZM163 103H165V102H163ZM182 103V102H181ZM189 103V102H188ZM187 103V104H188ZM192 103V102H191ZM229 103V102H228ZM15 104V103H14ZM83 104V103H82ZM81 104V106H82V108H81V113L80 114H78L77 116H80V117H82V116H84L86 119H87V124H88V127L90 128V129H92V132H93V129L96 127V126H99L100 125V123H101V120H100V116L97 114V112L95 111V110H93L90 106H88V102H87V104H86V101H84V106ZM113 104V103H112ZM135 104H138V103H135ZM148 104H150V103H148ZM183 104V103H182ZM185 104V103H184ZM193 104V103H192ZM196 104V103H195ZM233 104H235V103H233ZM3 105V104H2ZM2 105L0 106V112H1V110H3L4 111V109H5V106H4V109H2L3 107H2ZM11 105V104H10ZM9 105V106H10ZM98 105V106H99ZM118 105V104H117ZM141 105V104H140ZM144 105V104H143ZM169 105H167V107L169 106ZM225 105V104H224ZM229 105H230V103H229ZM14 106H16V105H14ZM81 106H79V107H81ZM113 106V105H112ZM147 106H150V105H147ZM160 106H162V105H160ZM184 106V105H183ZM182 106V107H183ZM227 106H228V104H227ZM233 106V105H232ZM2 107V108H1ZM19 107V106H18ZM57 107H59V106H57ZM140 107V106H139ZM144 107H146V106H144ZM152 107V106H151ZM170 107V106H169ZM172 107H170V108H172ZM186 107V106H185ZM8 108V107H7ZM17 108V107H16ZM20 108V107H19ZM19 108H18V110H19ZM99 108V107H98ZM118 108H119V106H118ZM158 108V107H157ZM165 108V107H164ZM173 108V109H174ZM233 108H234V106H233ZM25 109H22L23 110V112L24 111H26ZM55 109V110H54ZM116 109V108H115ZM141 109V108H140ZM149 109V108H148ZM152 109V108H151ZM176 109V110H177ZM231 109V108H230ZM230 109L229 108H227V107H222V110L220 111L221 112V118L225 121V123H226V126H225V128L224 129H221L220 130V132H219V134H221V133H224V132H227L228 133V131H231V130H233V127L235 126V123H237L240 119H241V117H242V115H234V114H232L231 113V111H230ZM241 109V108H240ZM13 110V109H12ZM17 110V109H16ZM22 110H19L20 111V113H21V111ZM78 110V109H77ZM118 110V109H117ZM120 110V109H119ZM118 110V111H119ZM168 110V109H167ZM167 110H165V111H167ZM172 110V109H171ZM234 110V109H233ZM237 110V109H236ZM246 110V109H245ZM245 110H243V111H245ZM261 110V111H262ZM14 111V110H13ZM98 112H99V110H97ZM102 111V110H101ZM117 111V112H118ZM141 111L143 112L144 111V109L142 110L141 109ZM145 111H146V109H145ZM163 111V110H162ZM164 111V116H165V114L167 115V114H169V112L167 111V112H165ZM240 111V110H239ZM248 111V110H247ZM261 111H259V112H256L255 113V115L256 114H258L257 116L258 117H261V116H259V113H260V115H262V113H261ZM17 112V111H16ZM120 112V113H121ZM141 112V113H142ZM172 112V111H171ZM173 112H175V111H173ZM176 112H178V111H176ZM234 112V111H233ZM237 112V111H236ZM5 113V112H4ZM76 113V112H75ZM77 113H79V112H77ZM99 113H102V112H99ZM123 113V112H122ZM159 113V112H158ZM247 113V112H246ZM16 114V113H15ZM67 115V116H65V115ZM69 114H71V113H69ZM139 114V115H138ZM236 114H238V113H236ZM5 115H7V114H5ZM10 115V114H9ZM20 115H22V113L20 114ZM20 115L18 114V116L20 117ZM75 115V114H74ZM120 115V114H119ZM118 115V116H119ZM146 115V114H145ZM144 115V116H145ZM159 115H161V113L159 114ZM159 115H158V117H159ZM13 116V115H12ZM11 115H10V117H12ZM24 115H22V118H24L23 117ZM103 116V115H102ZM150 116V115H149ZM152 116V115H151ZM168 116V115H167ZM166 116V117H167ZM169 116H171L170 114H169ZM174 116V115H173ZM244 116V115H243ZM264 116V115H263ZM6 117V116H5ZM4 117V118H5ZM37 117V118H36ZM43 117V116H42ZM127 117H125L124 116V119L125 118H127ZM148 117V116H147ZM157 117V118H158ZM161 117V116H160ZM160 117H159V120H160ZM218 117V116H217ZM18 118V117H17ZM38 118V119H39ZM48 118V117H47ZM102 118V117H101ZM161 118H164V117H161ZM257 118V117H256ZM27 119V118H26ZM30 119H31V117H30ZM42 120L44 119V118H41ZM139 119H140V117H139ZM138 119V120H139ZM165 119V118H164ZM163 119V120H164ZM174 119V118H173ZM7 120V119H6ZM8 120H9V117H8ZM10 120H12V119H10ZM42 120H40V121H42ZM105 120V121H106ZM127 120V119H126ZM146 120H147V118H146ZM18 121H19V119H18ZM20 121H21V119H20ZM31 121V120H30ZM35 121V120H34ZM83 121V120H82ZM86 121V120H85ZM140 121V120H139ZM150 121V120H149ZM154 121V120H153ZM152 121V122H153ZM223 121V122H224ZM240 121H242V119L240 120ZM261 121V120H260ZM1 122V121H0ZM12 122V121H11ZM11 122H9V124H11ZM22 122V121H21ZM32 122V121H31ZM81 122V121H80ZM103 123H104V121H102ZM141 122H142V120H141ZM155 122V121H154ZM163 122V121H162ZM165 122V121H164ZM4 123H6L5 121H4ZM14 123V122H13ZM24 123V122H23ZM28 123H29V121H28ZM41 123V122H40ZM84 123V122H83ZM138 123V122H137ZM136 123V124H137ZM151 123V122H150ZM160 124V125H162L163 123H161V121H156V124ZM167 123V122H166ZM199 123V122H198ZM6 124H8V123H6ZM8 124V125H9ZM15 124V123H14ZM18 124H19V122H18ZM32 124V123H31ZM31 124H28V125H31ZM36 124H37V122H36ZM38 124H39V122H38ZM42 124H43V122H42ZM41 124V125H42ZM140 124V123H139ZM165 124V123H164ZM16 125V124H15ZM20 125H21V123H20ZM27 125V124H26ZM40 125V126H41ZM82 125V126H81ZM147 125V124H146ZM150 125V124H149ZM199 125V124H198ZM215 125L217 126V125H219V124H217V123H215ZM225 125V124H224ZM263 125V124H262ZM2 126V125H1ZM51 126H53V125H51ZM50 126V127H51ZM80 126L83 128V124L81 123L80 124ZM154 126H155V123H154ZM197 126V125H196ZM216 126H215V128H216ZM220 126V125H219ZM218 126V127H219ZM260 126V125H259ZM22 127H23V124H22ZM86 127V126H85ZM136 127H137V125H136ZM136 127H135V129H136ZM217 127V128H218ZM76 128H78V127H76ZM97 128V127H96ZM106 128H107V125H106ZM152 128V127H151ZM197 128V127H196ZM213 128H214V126H213ZM1 129H3V128H1ZM51 129H53L52 127H51ZM55 129V130H56ZM88 129V128H87ZM100 129V128H99ZM102 129V128H101ZM104 130H105V128H103ZM138 129H139V127H138ZM142 129V128H141ZM154 129V128H153ZM54 130V131H55ZM192 130V129H191ZM31 131V130H30ZM100 131V130H99ZM103 131V130H102ZM107 131V130H106ZM133 131V130H132ZM137 131V130H136ZM143 131H145V130H143ZM151 131V130H150ZM155 131V130H154ZM159 131V130H158ZM4 132H6V131H4ZM32 132V131H31ZM72 132V131H71ZM70 132V133H71ZM81 132V131H80ZM86 131H84V133H85ZM98 132V131H97ZM131 132V131H130ZM138 132V131H137ZM140 132H142L141 130H140ZM188 132V131H187ZM190 132V131H189ZM189 132H188V134H189ZM8 133V132H7ZM10 133V132H9ZM82 133V132H81ZM101 133V132H100ZM107 133V132H106ZM133 133V132H132ZM191 133V132H190ZM211 133V132H210ZM80 134V133H79ZM92 134H94V135H96L94 132L92 133ZM101 134H103V133H101ZM140 134V133H139ZM145 134V133H144ZM193 134H195V133H193ZM204 134V133H203ZM46 135H49V141L51 142L52 141V144L50 143H48V141L46 140ZM59 135V134H58ZM103 135H105V134H103ZM142 135V134H141ZM98 136H100V135H98ZM97 135H96V137H98ZM102 136V135H101ZM100 136V137H101ZM136 136V135H135ZM143 136V135H142ZM193 136V135H192ZM197 136V135H196ZM195 136V137H196ZM221 136H223V134L221 135ZM103 137V136H102ZM139 137H141V136H139L138 135V138ZM188 137V136H187ZM189 137H190V135H189ZM92 138V137H91ZM77 139V138H76ZM193 139H194V137H193ZM37 140H39V139H37ZM94 140V139H93ZM92 140V141H93ZM133 140H134V137H133ZM135 140H137V139H135ZM139 140H140V138H139ZM192 140V139H191ZM102 141V140H101ZM96 142V141H95ZM103 142V141H102ZM134 142V141H133ZM136 142V141H135ZM134 142V143H135ZM97 143V142H96ZM101 143V142H100ZM133 143V144H134ZM190 143V142H189ZM194 143V142H193ZM98 144V143H97ZM96 144V145H97ZM252 144V143H251ZM18 145V144H17ZM200 145V144H199ZM73 146H75V147H73ZM99 147V146H98ZM132 147V146H131ZM130 147V148H131ZM136 147H137V145H136ZM95 148H97V147H95ZM139 148V147H138ZM195 148V147H194ZM253 148V147H252ZM257 148V147H256ZM46 149H48L47 151H49V149H50V151H49V154L47 153V151H46V153L48 154V156L46 157H44V151L46 150ZM118 149V148H117ZM115 150V149H114ZM132 150V149H131ZM130 150V151H131ZM196 150V149H195ZM253 150H255V148L253 149ZM257 150V149H256ZM97 151V150H96ZM100 151V150H99ZM109 151V150H108ZM192 151V150H191ZM194 151V150H193ZM198 151V150H197ZM77 152H74V153H77ZM91 153H92V151H90ZM112 152V151H111ZM110 152V153H111ZM118 152V151H117ZM116 152V153H117ZM189 152H190V150H189ZM260 152V151H259ZM258 152V153H259ZM88 154H89V152H87ZM99 153V152H98ZM103 153V152H102ZM107 153V152H106ZM116 153H115V155H116ZM129 153V152H128ZM169 153V152H168ZM174 153V151L172 152V154ZM195 153V152H194ZM100 154V153H99ZM104 154V153H103ZM130 154H131V152H130ZM192 155H193V153H191ZM197 154H199L198 152H197ZM46 155V154H45ZM73 155V154H72ZM75 155V154H74ZM73 155V156H74ZM91 154H89L88 156H90ZM108 155V154H107ZM115 155H113V156H115ZM119 155V154H118ZM170 155V154H169ZM169 155H167L168 157H170ZM177 155H178V152H177ZM76 156V155H75ZM87 158H89L88 156H87V154L85 155ZM92 156V155H91ZM112 156V155H111ZM130 156V155H129ZM136 156V155H135ZM189 156V155H188ZM69 157H71V156H69ZM68 157V158H69ZM86 157H83V158H86ZM119 157V156H118ZM164 157V156H163ZM186 157H187V155H185V159H186ZM191 157V156H190ZM193 157V156H192ZM191 157V158H192ZM196 157H197V155H196ZM200 157V156H199ZM240 157V156H239ZM242 157V156H241ZM72 158V157H71ZM77 159H78V157H76ZM82 158V157H81ZM82 158V159H83ZM101 158V157H100ZM173 158V157H172ZM189 158V157H188ZM232 158H235V157H232ZM93 159V158H92ZM168 159V158H167ZM69 160H72V159H69ZM80 160V162L81 161H84V160H81V159H79ZM111 160V159H110ZM119 160V159H118ZM194 160H195V158H194ZM74 161V160H73ZM89 161V160H88ZM123 162H124V160H122ZM128 161V160H127ZM192 161V160H191ZM205 161V160H204ZM77 162H79V161H77ZM79 162V163H80ZM85 162V161H84ZM90 162H91V159H90ZM110 162V161H109ZM187 162H189L190 163V161L188 160ZM82 163V162H81ZM89 163V162H88ZM93 163V162H92ZM91 163V164H92ZM178 163V162H177ZM188 163V164H189ZM205 163H206V161H205ZM82 164H84L85 165V163H82ZM86 164H87V162H86ZM120 164V163H119ZM187 164V165H188ZM194 164V163H193ZM228 164V163H227ZM251 164V163H250ZM263 164V163H262ZM89 165H90V163H89ZM95 165H96V163H95ZM95 165H91L92 166V168L94 169V171L95 170H98V166H95ZM197 165V164H196ZM83 166V165H82ZM86 166V165H85ZM178 166H180V164H178ZM189 166V165H188ZM205 166V165H204ZM84 167V166H83ZM149 167H150V165H149ZM149 167H148V169L147 170H149ZM194 167V166H193ZM209 167V166H208ZM263 167V166H262ZM82 168V167H81ZM80 168V169H81ZM87 168H88V166H87ZM248 168V167H247ZM260 168V167H259ZM5 169V168H4ZM75 169V168H74ZM78 169V168H77ZM85 169V168H84ZM84 169H82V171L84 170ZM90 169V168H89ZM88 169V170H89ZM100 169H101V167H100ZM145 169V170H146ZM188 170H180V174L179 175H182V177L183 178H187V177H192V175L193 174H196L197 172H195L194 170H192L191 168L189 169V168H187ZM252 169V168H251ZM262 169V168H261ZM58 170V169H57ZM104 170V169H103ZM113 170V169H112ZM206 170V169H205ZM6 171V170H5ZM53 171V170H52ZM60 171V172H61ZM80 171V170H79ZM81 171V172H82ZM90 171V170H89ZM93 171V172H94ZM99 171H101V170H99ZM98 171V172H99ZM111 171V170H110ZM109 171V172H110ZM55 172V171H54ZM76 172V171H75ZM81 172H79V173H81ZM85 172V171H84ZM88 172V171H87ZM136 172V171H135ZM151 172V171H150ZM1 173V172H0ZM77 174H78V171L76 172ZM90 173H91V171H90ZM100 173V172H99ZM145 173V172H144ZM179 173V172H178ZM60 174V173H59ZM67 174H66V176H67ZM82 174V173H81ZM84 174V173H83ZM93 174V173H92ZM96 174H98V173H96ZM96 174H95V176H96ZM121 174V173H120ZM56 175V174H55ZM62 175V174H61ZM63 175H65V174H63ZM72 175H74V174H72ZM76 175V174H75ZM85 175H86V173H85ZM90 175V174H89ZM140 175V174H139ZM149 175V174H148ZM163 175V174H162ZM71 176V175H70ZM93 176V175H92ZM92 176L90 177L91 179H92ZM102 176V175H101ZM109 176V175H108ZM196 176V175H195ZM194 176V179L195 178H197V177H195ZM198 176V175H197ZM49 177V178H48ZM63 177V176H62ZM73 177V176H72ZM79 176H77V178H78ZM84 177V176H83ZM97 177V176H96ZM100 177V176H99ZM104 177V176H103ZM132 177V176H131ZM164 177V176H163ZM74 178H76V176H74ZM77 178H76V180H77ZM86 178H88V175H87V177ZM137 178H138V176H137ZM150 178V177H149ZM193 178V177H192ZM58 179V178H57ZM63 179V178H62ZM68 179V178H67ZM89 179V178H88ZM90 179V180H91ZM94 179V178H93ZM93 179H92V181H93ZM177 179V178H176ZM193 179V180H194ZM60 180V179H59ZM72 180H73V178H72ZM79 180H80V177H79ZM86 180V179H85ZM136 180V179H135ZM150 180V179H149ZM188 180V179H187ZM81 181H83L82 179H81ZM96 181V180H95ZM94 181V182H95ZM170 181V180H169ZM168 181V182H169ZM180 181V180H179ZM190 181H192V180H190ZM2 182H5V181H2ZM2 182H0V195L1 196H4V198H5V196H8V195H10L11 196V189H10V187L9 186H7V185H4ZM55 182V181H54ZM76 182V181H75ZM84 182V181H83ZM88 182H89V180H88ZM98 182V181H97ZM110 182V181H109ZM134 182V181H133ZM195 182H196V180H195ZM56 183V182H55ZM91 183V182H90ZM151 183H153V182H151ZM63 184V183H62ZM72 184V183H71ZM77 184H80V182H78V183H76V185L75 186H77ZM86 185H87V183H85ZM165 184V183H164ZM171 184V183H170ZM169 184V185H170ZM191 184H192V182H191ZM197 184V183H196ZM195 184V185H196ZM52 185V184H51ZM60 185V184H59ZM73 185H74V183H73ZM81 185L83 186L84 184H82V182H81ZM85 185V186H86ZM91 185H95V184H91ZM163 185V184H162ZM168 185V186H169ZM194 185V186H195ZM47 187H48V183H47V185H46ZM56 186H57V184H56ZM61 186V185H60ZM82 186H79L80 188L82 187ZM97 186V185H96ZM172 186V185H171ZM178 186H180V185H178ZM193 186V185H192ZM59 187V186H58ZM63 187H65V186H63ZM91 187H93V186H91ZM137 187V186H136ZM161 187H163V186H161ZM199 187V186H198ZM70 188V187H69ZM87 188V187H86ZM166 188V187H165ZM206 188H208L207 186H206ZM56 189V188H55ZM59 189V188H58ZM60 189H61V187H60ZM149 189V188H148ZM154 189V188H153ZM168 189V188H167ZM172 188H170V190H171ZM48 190H49V188H48ZM52 190V189H51ZM68 190V189H67ZM79 190V189H78ZM87 190V189H86ZM124 190V189H123ZM128 190V192H130L129 191V189H127ZM198 190V189H197ZM14 191V190H13ZM17 191H19L18 189H17ZM23 191V190H22ZM66 191V190H65ZM85 191V190H84ZM133 191V190H132ZM137 191V190H136ZM169 191V190H168ZM204 191V190H203ZM206 191H209V189L208 190H206ZM16 192V191H15ZM81 192V191H80ZM87 192H89V190L87 191ZM123 192H125V191H123ZM123 192H119L120 194H122ZM127 192V193H128ZM142 192V191H141ZM172 192H174L173 191V189H172ZM210 192V191H209ZM207 193V192H206ZM66 194V193H65ZM83 194V193H82ZM85 194V193H84ZM130 194V193H129ZM129 194H127L128 196H129ZM170 194H171V192H170ZM205 194V193H204ZM14 195V194H13ZM15 195H16V193H15ZM14 195V196H15ZM117 195V194H116ZM168 195H169V193H168ZM68 196H69V193H68ZM71 196V195H70ZM91 196V195H90ZM115 196V195H114ZM122 196V195H121ZM172 196V195H171ZM218 196V195H217ZM65 197H66V195H65ZM86 197V196H85ZM89 197V196H88ZM123 197V196H122ZM66 198H69V197H66ZM87 198V197H86ZM90 198V197H89ZM124 198H126V197H124ZM174 198V197H173ZM1 199V198H0ZM6 199V198H5ZM15 199H17V198H15ZM94 199V198H93ZM123 199V198H122ZM121 199V200H122ZM8 200V199H7ZM28 200V199H27ZM66 200V199H65ZM85 200H87V199H85ZM115 200H116V198H115ZM2 200H0V206H1V202ZM5 201V200H4ZM64 201V200H63ZM169 201V200H168ZM8 202H11V201H9L8 200ZM15 202V201H14ZM24 202V201H23ZM67 202H69V201H67ZM66 202V203H67ZM105 202V201H104ZM18 203V202H17ZM21 203V202H20ZM107 203H108V201H107ZM116 203H118V202H116ZM11 204V203H10ZM16 204V203H15ZM166 204H167V202H166ZM7 205H8V203H7ZM59 205V204H58ZM67 205V204H66ZM84 205V204H83ZM96 205V204H95ZM182 205H184L183 204V199L180 197V196H177L176 198H175V203H174V205H173V207H172V210L173 211H177V209L180 207V206H182ZM16 206H17V204H16ZM63 206H64V204H63ZM216 206V205H215ZM94 207V206H93ZM96 207H97V205H96ZM126 207V206H125ZM130 207V206H129ZM21 208V207H20ZM23 208V207H22ZM61 208V207H60ZM63 208H65V207H63ZM81 208H82V206H81ZM1 209V208H0ZM24 209V208H23ZM104 209V208H103ZM180 209V208H179ZM10 210V209H9ZM89 210H91V209H89ZM95 210H97V209H95ZM5 211V210H4ZM23 211V210H22ZM30 211V207H26V209H25V212H26V214H27V216L29 215V212ZM32 211V210H31ZM84 211V210H83ZM81 212V211H80ZM171 212V211H170ZM234 212H236V211H234ZM20 213V212H19ZM24 213V212H23ZM32 213V212H31ZM167 213H169V211H168V209L167 208H165V207H163L161 210H160V212H159V214H157L158 215V217H159V215L162 217V222L165 220L166 221V214ZM93 214V213H92ZM25 215V214H24ZM52 215H54V214H52ZM156 215V216H157ZM100 217V216H99ZM160 217V218H161ZM21 218H23V217H21V215L19 216L18 215V212H17V209H11L10 211H8V212H5V213H1V215H0V242L1 243H10L11 244V242H13V237H15L14 235H16L13 231H12V226L14 225V224H17L18 223V221H20L21 220ZM89 218V217H88ZM159 218V219H160ZM26 219V218H25ZM24 219V220H25ZM92 219V218H91ZM71 220V219H70ZM88 220V219H87ZM143 220V219H142ZM161 220V219H160ZM22 221V220H21ZM109 221V220H108ZM25 222V221H24ZM27 222V221H26ZM30 222H31V220H30ZM93 222V221H92ZM146 222V221H145ZM70 223V222H69ZM98 223V222H97ZM181 223V222H180ZM24 224V223H23ZM30 224V223H29ZM35 224V223H34ZM71 224H72V222H71ZM134 229H135V233H133L130 237H128L127 238V240L125 241V244H127V246H132L134 249H138V247H139V245H140V241H142V240H144V241H146L149 245H155V247L156 246H158V250L159 251H161L163 254H165L166 256V258H168L169 260V263L170 262H176L178 259H181L182 257H184L185 256V254H187V253H185L182 249V244H179V245H174V243H175V241L174 242H172V240H171V237H168V238H165V239H163V240H159V239H156V237H154V236H156V234H157V231H159V227L157 226V227H155L154 229H152V230H150V229H146L145 227H144V225H141L140 223H137L136 221H134ZM145 224H147V223H145ZM26 225V224H25ZM181 225V230L183 231V232H185V233H188V236H190V231H192V230H194V229H196V228H199L200 227V220H199V215H192L190 218H188V219H185V220H183L182 221V223L180 224ZM30 226V225H29ZM61 226V225H60ZM75 226V225H74ZM73 226V227H74ZM258 226V225H257ZM64 227H66V226H64ZM63 227V228H64ZM76 227V226H75ZM74 227V228H75ZM89 227V226H88ZM95 227V226H94ZM129 227V226H128ZM133 227V226H132ZM180 227V226H179ZM178 227V228H179ZM20 228V227H19ZM62 228V229H63ZM148 228V227H147ZM177 228V229H178ZM221 228V227H220ZM22 229V228H21ZM66 229V228H65ZM20 230V229H19ZM29 230V229H28ZM64 230V229H63ZM68 230V229H67ZM71 230V229H70ZM76 230H78V229H76ZM124 230H125V228H124ZM21 231V230H20ZM65 231V230H64ZM64 231H63V233H64ZM73 231H75V230H73ZM73 231H71V232H73ZM123 231V230H122ZM229 231V230H228ZM70 231L68 230V233H69ZM70 232V233H71ZM78 232V231H77ZM76 232V233H77ZM117 232V231H116ZM134 232V231H133ZM70 233H69V240L71 239L70 238ZM75 233V232H74ZM79 233V232H78ZM82 233V232H81ZM122 233V232H121ZM50 234V233H49ZM123 234V233H122ZM173 234V233H172ZM228 234H230L229 232H228ZM65 235H68V234H66V232H65ZM77 235V234H76ZM231 235H232V233H231ZM45 236H47V235H45ZM73 236V235H72ZM82 236V235H81ZM257 236V235H256ZM43 237H44V235H43ZM67 237V238H68ZM92 237V236H91ZM227 237V236H226ZM229 237V236H228ZM232 237H233V235H232ZM44 238H46V237H44ZM66 238V237H65ZM230 238V237H229ZM39 239V238H38ZM72 239H74L75 240V238H74V236H73V238ZM71 239V240H72ZM79 239V238H78ZM205 239L209 242L211 239H212V233H208L207 235H206V237H205ZM233 239H234V237H233ZM57 240H58V238H57ZM88 240V239H87ZM53 241V240H52ZM51 241V239H50V242H52ZM62 241V240H61ZM76 241V240H75ZM92 241V240H91ZM135 241H137L139 244L137 245V243H136V245L137 246H135V245H133V242H135ZM223 241V240H222ZM228 241V240H227ZM49 242V241H48ZM63 242V241H62ZM73 241H71V243H72ZM79 242V241H78ZM117 242V241H116ZM179 242V241H178ZM225 242V241H224ZM229 242H230V239H229ZM7 243H6V245H7ZM38 243V242H37ZM70 243V242H69ZM76 243V242H75ZM93 243V242H92ZM95 243V242H94ZM228 243V242H227ZM233 243V242H232ZM48 245H49V243H48ZM53 245H54V243H53ZM58 245H59V243H58ZM64 245H65V243H64ZM73 245H74V243H73ZM78 245L79 246H81L80 245V243H78ZM95 245H96V243H95ZM97 245H98V243H97ZM100 245V244H99ZM221 245H222V242H221ZM248 245H249V243H248ZM17 246V245H16ZM36 246V245H35ZM75 246V245H74ZM87 246H88V243H87ZM101 246V245H100ZM14 247V246H13ZM67 248H68V246H66ZM76 247H77V245H76ZM76 247H74V248H76ZM83 247V246H82ZM81 247V248H82ZM223 247V246H222ZM228 247V246H227ZM27 248V247H26ZM41 248H42V246H41ZM52 248H53V250H54V248L55 247H53L52 246ZM52 248H49V249H52ZM64 248V247H63ZM151 248V247H150ZM149 248V249H150ZM218 248V247H217ZM221 248V247H220ZM34 249V248H33ZM32 249V250H33ZM77 249V248H76ZM216 249V248H215ZM214 249V250H215ZM222 249V248H221ZM231 249V248H230ZM31 250V249H30ZM29 250V251H30ZM35 250V249H34ZM53 250H51L50 252L52 253V251ZM59 250H61V248L59 249ZM58 250V251H59ZM67 250V249H66ZM73 250V249H72ZM78 250H79V247H78ZM107 250V249H106ZM106 250H105V253H106ZM152 250V249H151ZM36 251H37V248H36ZM36 251L34 252V254L36 253ZM38 251H40L39 250V248H38ZM44 251V250H43ZM43 251H42V253H43ZM81 251H84V250H81ZM80 251V252H81ZM103 251V250H102ZM213 251V250H212ZM212 251H210L211 253H212ZM236 251H237V249H236ZM33 252H32V254H33ZM41 252V251H40ZM56 252V251H55ZM54 252V253H55ZM62 252V251H61ZM74 252V251H73ZM140 252V251H139ZM145 251H143L142 253H144ZM155 252H157V251H155ZM216 252V251H215ZM26 253V252H25ZM29 253V252H28ZM41 253V254H42ZM45 253V252H44ZM47 253H48V251H47ZM79 253V252H78ZM83 253V252H82ZM240 253H241V251H240ZM37 254V253H36ZM35 254V256L34 257H39L38 255H36ZM39 254V253H38ZM49 254V253H48ZM63 254V253H62ZM77 254V253H76ZM80 254V253H79ZM85 254V253H84ZM101 254V253H100ZM99 254V255H100ZM219 254V253H218ZM233 254H235V252L233 253ZM45 255V254H44ZM49 255H51V254H49ZM54 255H56V254H54ZM58 255H59V253H58ZM214 255V254H213ZM221 255V254H220ZM219 255V256H220ZM224 255V254H223ZM225 255H226V253H225ZM242 255V254H241ZM25 256V255H24ZM33 256V255H32ZM43 256V255H42ZM65 256V255H64ZM68 256V255H67ZM79 256V255H78ZM85 256V255H84ZM116 256V255H115ZM162 256V255H161ZM227 256H228V254H227ZM229 256H230V254H229ZM237 256V255H236ZM54 257V256H53ZM56 257H58V256H56ZM56 257H55V259H56ZM91 257V256H90ZM113 257V256H112ZM152 257V256H151ZM157 257V256H156ZM195 257H196V252L194 251V249L193 250H191V251H189L188 252V254L185 256V260H183L184 261V263L183 264H190L191 262H193L194 261V259H195ZM59 258V257H58ZM63 258V257H62ZM86 258V257H85ZM127 258V257H126ZM216 258V257H215ZM20 259V258H19ZM47 259H51L50 258V256H49V258H47ZM65 259V258H64ZM113 259V258H112ZM140 259V258H139ZM141 259H142V257H141ZM159 259V258H158ZM231 259V258H230ZM236 259H238V257L236 258ZM236 259H234V260H236ZM40 260V259H39ZM61 260H63V259H61ZM70 262H71V264H82V262L77 258V257H70ZM103 260V259H102ZM113 260H115V259H113ZM143 260V259H142ZM182 260V259H181ZM240 260V259H239ZM30 261H31V259H30ZM43 261H45V260H43ZM50 261V260H49ZM54 261V260H53ZM52 261V263H54ZM238 261V260H237ZM16 262V261H15ZM27 262V261H26ZM29 262V261H28ZM41 262H42V260H41ZM57 262V261H56ZM65 262V261H64ZM109 262H110V260H109ZM117 262H119V261H117ZM145 262V261H144ZM148 262H150V261H148ZM231 262V261H230ZM240 262V261H239ZM36 263V262H35ZM116 263V262H115ZM161 263V262H160ZM172 263V264H173ZM228 263V262H227ZM234 263V262H233ZM236 263V262H235ZM21 264H29V263H21ZM31 264V263H30ZM32 264H34L33 262H32ZM36 264H38V261H37V263ZM45 264V263H44ZM85 264V263H84ZM144 264V263H143ZM152 264V263H151ZM167 264V263H166ZM175 264V263H174ZM229 264V263H228ZM232 264V263H231Z\"/></svg>",
  "mask_w": 264,
  "mask_h": 264
}]
</instances>
